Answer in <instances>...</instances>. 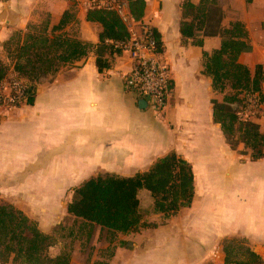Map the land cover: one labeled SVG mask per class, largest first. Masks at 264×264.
<instances>
[{"label":"crops","instance_id":"1","mask_svg":"<svg viewBox=\"0 0 264 264\" xmlns=\"http://www.w3.org/2000/svg\"><path fill=\"white\" fill-rule=\"evenodd\" d=\"M144 1L143 19L158 33L161 59L170 70L164 112L140 107L126 90L127 53L105 55L110 66L103 70L94 53L61 67L39 81L33 105L0 107V204L22 212L51 236L66 219H74L67 205L81 183L102 174L133 177L174 153L192 168L191 206L168 219L152 212L146 219L156 228L116 234L126 244H119L106 264H225L226 240L242 241L264 264V157L251 161L243 144L229 146L213 120L212 103L222 102L227 93L213 91L211 78L203 73V53L219 49L221 39L205 37L201 47L182 39L183 0ZM218 3L224 28L238 21L247 31L251 50L238 62L252 77L257 66L264 74V0ZM89 8L88 0H0V62L7 59L6 45L17 33L43 16L56 25L66 11L74 19L65 31L98 44L101 28L86 20ZM252 123L264 134V124ZM138 198L140 211L141 198L153 211L149 192L140 191ZM59 254L60 248H49L51 258ZM79 256L75 247L69 264Z\"/></svg>","mask_w":264,"mask_h":264},{"label":"trees","instance_id":"2","mask_svg":"<svg viewBox=\"0 0 264 264\" xmlns=\"http://www.w3.org/2000/svg\"><path fill=\"white\" fill-rule=\"evenodd\" d=\"M90 1V0H89ZM219 0H198L197 4L185 0L181 4L182 20L179 32L183 40H195L202 46L205 37H220V48L203 53L204 74L211 78L213 91L223 93L222 102L213 100V120L220 125L227 143L232 149L239 144L250 151L251 161L264 157V134L252 122H241L237 112L243 106L245 96L257 94L264 101L261 82L264 74L256 67L252 77L247 67L238 62L243 53L251 50L247 31L241 22L222 26L224 14ZM134 21H140L145 13L144 0H126ZM248 2V0H247ZM74 19L70 11L64 12L58 24L51 26L45 19L40 26L29 25L24 33L6 45L7 56L13 65L11 70L0 62V83L10 73L21 82L22 97L14 102H0V107L33 105L37 84L41 79L55 75L66 65L73 64L90 53L96 57L99 70L109 68L105 55L119 54L114 44L126 41L128 29L114 11L89 8L86 20L100 25L98 44L83 42L70 36L66 26ZM198 34L201 39H196ZM155 37L159 40L156 32ZM236 139V140H235ZM145 190L153 200V212L168 219L181 209L189 208L194 197L192 168L174 153L158 159L152 166L133 177L124 178L114 174H102L81 183L73 189L67 214L88 227V235L94 227L110 234L128 235L143 228H156L154 223L143 221L138 194ZM234 240L223 244L225 264H262L263 261L248 248L233 247ZM241 243H243L241 241ZM121 246L126 242L120 241ZM244 244V243H243ZM52 246L51 236L43 234L37 224L10 205L0 204V264H69L70 255L62 253L51 258L47 255ZM236 252L237 258L231 253ZM235 255V256H236Z\"/></svg>","mask_w":264,"mask_h":264},{"label":"built area","instance_id":"3","mask_svg":"<svg viewBox=\"0 0 264 264\" xmlns=\"http://www.w3.org/2000/svg\"><path fill=\"white\" fill-rule=\"evenodd\" d=\"M90 8L114 11L129 32L126 41L114 44L120 52L127 53L131 69L125 77V88L139 100L146 102L151 111L162 114L170 96V70L161 59L162 45L155 37L154 27L146 20L134 21L126 0H90ZM21 82L16 79L0 83V102L12 103L22 97ZM241 122L261 120L264 124V101L257 94L245 96L243 106L237 112Z\"/></svg>","mask_w":264,"mask_h":264},{"label":"rangeland","instance_id":"4","mask_svg":"<svg viewBox=\"0 0 264 264\" xmlns=\"http://www.w3.org/2000/svg\"><path fill=\"white\" fill-rule=\"evenodd\" d=\"M184 1L185 0H183L182 3ZM189 1H193V0H189ZM195 1H196L195 3L197 4L198 0ZM181 18H182V10H181ZM45 19L46 18L43 16L41 22L35 25L40 26ZM148 22L151 23L150 20ZM4 65L8 68V70H11L13 62L11 58H9V56H7ZM12 79H15V76H13V74L10 73L8 79L6 80L10 81ZM224 92L227 94L231 93L228 88ZM259 121L263 124L261 120ZM141 202H142V210L140 212L143 215V221L147 223L148 220L146 218L149 217L153 211L149 209L145 199L141 198ZM82 226L83 224L79 220H74L71 218L66 219L61 224V226L54 229V233L53 235H51V239H52L51 247L60 248V254L65 253L70 255V260H71V255L75 250V247L76 250H79L80 248V256L77 258L76 264H80L81 262L84 264H91V262H94L96 264H106L107 261H109L113 256V253L117 248V246H119V242H120L119 236L114 234L112 235L109 232H106L105 230H100V228L98 227L92 228L90 230V235H88V231H89L88 227L86 226L85 228H82ZM71 230H73L71 234L72 237L68 235V233H71ZM76 232L80 234L79 237L77 234L78 238L74 237ZM231 246L245 248L244 244L241 243V241L239 240L232 242ZM231 254L232 256H234V258H237L236 252H233ZM47 255L51 257L49 255V249L47 251Z\"/></svg>","mask_w":264,"mask_h":264},{"label":"water","instance_id":"5","mask_svg":"<svg viewBox=\"0 0 264 264\" xmlns=\"http://www.w3.org/2000/svg\"><path fill=\"white\" fill-rule=\"evenodd\" d=\"M139 105H140V107L145 108L146 102L144 100H140Z\"/></svg>","mask_w":264,"mask_h":264}]
</instances>
